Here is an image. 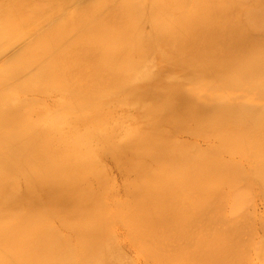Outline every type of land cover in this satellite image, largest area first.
Segmentation results:
<instances>
[{
    "label": "bare ground",
    "instance_id": "6f19581e",
    "mask_svg": "<svg viewBox=\"0 0 264 264\" xmlns=\"http://www.w3.org/2000/svg\"><path fill=\"white\" fill-rule=\"evenodd\" d=\"M66 3L69 4L67 5ZM24 5L27 6L24 7ZM119 104L120 107L110 109L112 106ZM120 110H124L126 113L132 112V114H122V120H120L118 118ZM105 113L107 115H103ZM190 120H194L195 126L198 123V127L196 126L198 129L191 126L197 129L193 130L195 134H199L200 130L205 131L203 134L207 136L206 143L209 145L208 148L210 147L211 151H213V154L208 153V150H206V153L215 158L212 160L213 162L208 161L210 157H207L206 155L208 154L206 153L205 156L207 158L204 160V153H202L201 149L199 150L201 153L198 152L200 155L203 154L201 160L199 155H197L198 157H192V153L196 155L198 151L195 152L194 149L191 155H189L188 151L186 160L184 158L185 153H187L184 152L185 149L180 151L179 142L173 141V144L176 142L175 146L179 147L177 154H179V151L184 152L178 155L182 156L183 159L178 158L177 154L175 156L174 153L176 151L174 152L173 147L175 149L176 147L170 144L172 141L170 143L168 141L176 133L179 134L180 131H183V134L187 133L183 129L189 128L190 124L188 122ZM128 121L133 126L135 125V128H133L135 132L131 130L127 135L122 136L119 134V130L122 124ZM124 130L126 129L124 128ZM189 133L192 135V131ZM205 135L202 136L204 137ZM185 140L188 141L187 138ZM111 141L117 144L112 145ZM180 142L183 143V141ZM94 143L101 144L103 147L97 152L98 157L102 158V160L115 159V162L120 164L122 162L130 163L133 160L141 163L143 161L140 160L143 159L142 157H148V160H151V164L154 161L161 162V160L171 165L173 164L168 169L173 174V171H176L177 168L175 166L177 164L176 161L180 159L177 162H180L181 166L177 168V171L178 169H184L190 176L187 175L188 177L186 176V178L184 177L185 179H182L183 173L180 171V175L182 176L177 173L181 177L180 179H177L175 173V176H173L174 174L170 176L176 179H168L167 177L164 179L162 177L165 181H156L157 179L153 181V179H149V183H139L137 179L141 180L144 178L148 169L146 168V173L139 171L142 178L139 177V179L137 177L136 179V175H140L138 173L134 174V178L137 181L135 182L139 183L137 185L144 188L148 183L150 186L147 185L144 188L146 190L142 189L143 193L141 191H138V193L134 191L135 189L138 190L136 188L137 185L133 190L135 193L129 190V186L125 187V190L129 195L128 199H132V196H135V199H139L135 200L134 204L130 202L133 205L136 203L139 206L137 209L132 208L136 210L134 212L135 216L141 215L142 212L143 215L138 216V218L134 217V220L131 217L126 218L120 215L122 212L118 210V206L120 205L118 202L119 205H114L117 209H113V211L116 210L115 212L119 214V217L115 216L117 218L112 220L111 212V215H105V211H108L106 209L110 207L108 204L111 203L106 200H108L107 198H113V195H116L117 198L120 197L119 194L121 195V192L119 193V188L125 184L118 188L114 186L119 190L118 195L116 194L117 190L114 191L115 189L113 191H104L109 196L111 195L109 192L116 193L111 195L113 197L106 196L103 209V202H100L103 200H98L102 198L97 197L98 194L94 188V181L92 182L94 185L90 183L92 176L100 175L99 178L103 177L101 172L96 175L95 171L98 168L91 166L96 163L91 158L93 154L91 145ZM163 144H166V147L170 144L169 148L174 153H170V150L167 148L165 150ZM191 144L194 145V143ZM155 146H158L160 149H156L157 147L155 148ZM153 147L156 149H154V152L152 151ZM204 147L207 148V146ZM204 147L200 146L199 148L203 149ZM226 147L230 148V150L226 149ZM141 148H151V155L145 149L138 153L137 150ZM217 149L221 151L225 150L224 153L226 152V155L228 153L236 155V157H234V160H231L233 162L226 158L228 164H225L223 156H221L222 159L217 158L219 152L222 153L221 151H217ZM244 149L246 151L250 150V157L254 155L248 160H250V169H253L257 177L256 175L254 177L253 171H250L248 166L249 173H242L246 167L245 157V163L240 158L244 156L241 155V153H244ZM158 150L161 151H159L161 155H159ZM162 150L165 151L162 153ZM226 150L231 152L229 153ZM96 151L98 150L96 149ZM167 152L171 155L174 154L172 156L173 159L171 156L169 157V153ZM214 152H216L215 155H218L215 156ZM94 154L97 155L95 151ZM163 154H166L165 157L170 159L165 160ZM156 156L160 157L161 160L159 161ZM187 157L191 158V160L194 158L193 161H196L195 165L198 163L197 165L201 168L197 165L193 167L194 162H188L189 158ZM196 159L200 160L201 164L205 161L215 164L216 168L222 170L223 173H221L222 171H218L214 166L215 171H217L215 172L213 169L212 172L214 171L218 175V179L221 176L223 179L216 180L217 178H214L215 174H211L212 172L204 168L208 163L205 162L204 166H202L203 164L200 166V163ZM183 160H186L187 163L186 161L184 163ZM144 162H147V159H144ZM190 162L193 163L192 165L190 164L191 166H189ZM231 163L233 164L231 165ZM225 165L227 168L230 166L229 168L232 169H226V167H223ZM232 166H235V169ZM209 167L208 170L211 171ZM192 168L194 169L191 172ZM118 169L120 174L125 176L127 171L119 166ZM198 169L203 173L198 171ZM205 169L206 174L209 172L207 175L205 174ZM234 170H236L237 174L234 173ZM125 171L126 173H124ZM169 171L167 172L168 174H170ZM195 171L199 174L201 173L202 176L200 175L199 177L197 175L196 177L197 173ZM232 171L233 174H230ZM244 171L246 172V170ZM224 172L227 173L224 174ZM191 173H193L192 180L194 176L196 177L194 182L196 180L199 181V179L202 181V177H205L203 178L204 180L208 179L206 180V184L210 180L207 184V187L210 189H212L215 183L213 191H215V187L225 186L231 180L233 182L231 181L229 187L232 186L233 188V184H235L234 189L239 186L241 190V185L236 184H240L241 182L239 181L242 180L250 188L249 182L243 180L249 174L252 176L248 175L251 179H246L252 181L254 178L255 180L258 179L259 181L257 180L256 182L260 183L261 186L257 183L260 187L257 188L262 189V197L264 196V0H0V264H103V261L105 263V259H107L105 258V254H108L110 258L114 255L112 258L115 257L116 261L119 259L118 262L121 260L120 258H126V260L122 259L124 263L120 261V263L126 264L129 261L127 259L129 258L128 255L122 254V257L119 256L117 258L115 255L121 252L119 249H116L117 252L114 251L117 248L115 246L119 247L122 245V240L132 241L131 243L135 244L133 245L134 248L135 246L138 247V249L136 247L137 250L141 247L140 243H142V247L145 246V249H147V246H154L152 243L155 238V241L158 240V234H153V231L157 233L155 232V228L162 229V225L163 227H167L165 225H168L170 228L174 225L173 222L176 224V221L182 222V224L177 223V226L181 225L180 227H182L184 221L185 223L187 222L188 217L197 222L199 215L207 221L206 218L208 217H204L205 213H202L203 216L200 213L207 211V207L209 208L212 203H215L217 199H221L222 196L215 199L214 192L208 188L206 191L209 190L208 194L211 193L209 196L203 190L205 188L200 187V184L199 190H195L194 187L198 188V183L200 182H196L197 184L194 186V182L192 183L189 178L191 177ZM241 173L242 178L239 177ZM103 174L105 175V173ZM106 174L108 175V173ZM148 174H151L150 171H148ZM155 174L158 173L155 172ZM208 176L212 177V179L214 178V180ZM235 176L241 179H230ZM106 177V180L107 178L108 180L111 179L109 175ZM188 178L190 182L186 183ZM183 180L186 181L184 182ZM112 181L111 179L110 182ZM126 181H128L127 178ZM203 181L201 184L204 185L205 181ZM107 182L110 184L109 181ZM150 182H152V186ZM174 182L176 186L180 185L181 190L182 188L186 192H190L191 190L192 193L190 194H192V197H196V199L194 197L191 198L193 200L191 205H194L193 208L196 210L190 211V214L183 212L186 211L183 209L188 206L190 196L185 197L181 192H177L178 194L176 195L174 192L176 190ZM101 184L103 183L98 184L97 182L96 186L99 187ZM246 184L244 185V190L247 189L245 187ZM190 185L191 189H189ZM140 186L139 188H141ZM251 187L253 188V186ZM108 188L112 189L110 185L106 189ZM218 190L225 193V189L222 190L220 188L216 189V194H218ZM244 190L242 188L243 192ZM195 191L202 192L203 195L201 196H204L206 193L204 198L206 197L207 200ZM246 191L249 192L251 190L248 189ZM258 191L256 190L257 194ZM231 193L233 194L234 192ZM251 193H243V197L245 198V196H249ZM227 194L230 195L228 191L226 192ZM188 195L186 194V196ZM219 195L221 193L217 196ZM231 195L230 198H232ZM238 195L237 197L240 196ZM176 196H178V199ZM227 196L224 195L223 199L229 198ZM200 197L201 201L205 200L204 203L206 205H203V202L200 204L198 200ZM243 197L241 196V199ZM254 197H257V195ZM210 198L211 201L208 203ZM247 198L240 200V202H244H242V205L246 204L245 202L249 198L252 199L253 195L252 198L251 196ZM115 199V202L119 200ZM213 199L216 201L212 202ZM231 200L233 199H227L229 205L232 203L229 202ZM110 201L113 203V200ZM194 201H197V203ZM227 201H223L222 204L220 203L221 208L222 205H225L224 203L228 204ZM235 201L233 202L235 203ZM123 202L128 204L125 198L121 199V203ZM237 202L236 204H238ZM217 203L215 204L218 205ZM252 204H254L253 201ZM252 204H249L250 208H252ZM216 205L211 207L217 208ZM232 206H234L232 207L233 209L231 208L234 212L236 210L235 205ZM199 207L201 209H198ZM243 207H246V205ZM203 208L204 211H201ZM221 208L220 210L217 209L216 215L212 214L213 219L215 216H219V219H222V215H224L223 219L229 216L227 214L225 217L224 208L222 211L224 213L221 215L219 212L222 210ZM240 208L238 207V210ZM247 208H244V210ZM254 210L252 211L255 212ZM195 211L198 212V216ZM242 211L239 213L241 214ZM115 212H113L114 215ZM193 212L197 217L194 214L191 215ZM244 212L247 214L249 210ZM253 212H249V215L251 213L254 217ZM95 213L101 214L96 218ZM209 215L212 216L211 212ZM121 216L126 219L125 221H123L124 219L122 220L124 223H132L129 226L130 228H126L127 230L137 225H133V223L144 220L146 223L142 221L141 226L142 223L144 227L145 225L147 226V229L145 228V231H147L145 233L147 234L145 235L146 237H140L144 235V231H141L139 222V225L135 228L136 231L140 230L138 233L141 240L137 241V239L133 241L134 238L138 237V233L136 235L133 232L135 228L131 229L134 234L129 230V234L127 235L125 231L127 238L135 235L134 238L128 240L124 237V239L123 233L120 231L124 228L123 222L120 220ZM194 216L195 218H192ZM230 217H228V220L226 218V223H228ZM233 217L237 218L234 219ZM129 219H132L133 222L129 221ZM190 219H188L190 221L188 224L191 223ZM230 219H233V221H229V224L232 225L231 223L238 221L239 218L238 215L233 216L232 213ZM117 221L122 223V228L120 227L121 225H117L119 224ZM201 221L207 223L203 219L198 221V229H201L200 224L204 228L206 227L205 223L202 224ZM215 221L210 222L212 227L210 224H206L207 227L210 226L209 228L206 227L207 230L213 228V232H211L212 229L208 231L211 232V236L215 229V233L213 234L215 236L213 238L210 237L213 240H215L214 238L217 234L219 236L221 228L222 233L224 232V226L225 228L230 226H226L227 224L225 225L224 223L221 227V224L225 220L223 222L218 221L219 223L216 222L218 224ZM251 222L249 221V223ZM213 223L217 227L220 225V229L218 230L216 227V231ZM236 224L238 223L236 222ZM236 224H233L235 225L233 226L234 229L237 226ZM251 224L254 226L256 223L253 224L252 222ZM193 225L197 228L196 224ZM242 226L240 227L243 228ZM168 227L167 229H169ZM172 227L176 228L175 226ZM180 227L178 231H181ZM187 227L186 230H183L186 234L190 231L193 235L198 231H187ZM230 227L228 229L229 235H231ZM192 228L190 226V229ZM232 228L231 232L232 230H237ZM241 228L242 234V230L245 228ZM206 229L204 233H206ZM165 230L164 228L162 229V231ZM240 230L238 229V233H240ZM162 231H159L162 235L158 232L159 238L165 234ZM203 231H198V235H193L194 238L188 234L189 238L195 242H191L194 247L196 246L195 248H198L197 246L202 244L201 242L206 238L207 242L204 241L206 243H204V249L212 241L208 242L209 237L205 236L203 239ZM199 232H202L203 235ZM169 233H172V231ZM169 233L166 232V237H163L167 239L168 236L171 240V236L167 235ZM175 233H177V230L172 237L175 236L177 239L178 236L182 235V232L178 236ZM236 236L238 237V235ZM111 237L115 245H113L112 241H106L111 239ZM184 237L182 236L181 238L184 239ZM247 237H250V235ZM225 238L223 240H228ZM246 238L245 240H247ZM165 239L161 238L159 241H165ZM245 240L243 239V241ZM167 241L169 242V240ZM185 241L187 242L188 240L184 239L183 242L180 240V245L185 244ZM135 242H139V245ZM212 242L214 243H212V249L209 247L211 251H205L215 253L213 250L215 242ZM111 243L112 248L107 250L106 247H109ZM256 243L249 244V246H253V249H257V247H260V250L263 249L259 243L260 246L258 245L254 248V244L256 245ZM190 244L188 246H191ZM224 245L223 248H226ZM228 245L231 244L228 242ZM159 246L157 249L160 250ZM193 246L189 251L187 248L186 250L188 252L192 251ZM104 247L106 251L103 250ZM154 247V251H152L153 247L150 248L153 254L152 252L150 254L146 252L148 258H145L146 261L144 258L142 259L145 264L158 262L161 255L157 258L155 257L159 253L156 254L157 252L155 251L157 249L156 246ZM164 247L162 248L163 250ZM177 248L179 247L177 246ZM185 248L183 249L184 251H186ZM143 249L141 248L140 250ZM150 249L148 248L147 251ZM204 249L202 247L201 249H196L197 252L198 250L200 251V257L204 254ZM216 249V252L219 254V247ZM111 250L114 252L110 253L112 252ZM163 250L157 251L163 253ZM180 250L182 249L180 248ZM107 251H110L111 256H109V253H106ZM220 251L222 253V250ZM197 252L196 254L199 256V252ZM146 253L142 254L143 257L147 255ZM169 253L163 254L161 257H167V255H170ZM178 253L180 256H177L180 259L177 256L174 257V254L173 256L171 255L174 261L170 256L172 259H170V262H176V264L186 263L189 258L187 257L185 261L184 252L183 259L182 253ZM263 253L261 252L260 254L264 255ZM189 254L187 253L188 256L191 255ZM216 254L215 256L217 257L218 255ZM221 255L218 256L219 259H222L220 258L222 257ZM218 257L215 258L213 256V259L215 258L214 260L218 261ZM247 257L250 256L247 255ZM112 258L108 260H112ZM115 258H113V261ZM192 258L195 257L191 256L190 259ZM202 258H207V256ZM202 258L201 260L204 261L205 259ZM236 258L238 261V257ZM239 258H241L240 255ZM257 258H259V255ZM181 259L183 260L182 262L180 261ZM213 259L211 258L210 264H214ZM194 260L197 259L195 258ZM167 261H169V258ZM209 261L210 258L206 262L209 263ZM131 262L128 263L132 264ZM160 262L158 263L160 264ZM222 262H225V260L223 261L222 259ZM107 263L110 264V261ZM258 263L261 264V262ZM133 264H135V261ZM195 264L199 263L196 262ZM220 264L222 263L220 262Z\"/></svg>",
    "mask_w": 264,
    "mask_h": 264
},
{
    "label": "rangeland",
    "instance_id": "374dc122",
    "mask_svg": "<svg viewBox=\"0 0 264 264\" xmlns=\"http://www.w3.org/2000/svg\"><path fill=\"white\" fill-rule=\"evenodd\" d=\"M66 4L68 5L69 3H66ZM26 6H27V5H24V7H26ZM74 9H75V7H74ZM118 107H120V104H119V105H114V106H112L110 109L118 108ZM125 113H126V112H124V110H120V111L118 112V114H119L118 118H119L120 120H122V114H125ZM128 113H130V115L132 114V112H128ZM128 113H126V114H128ZM103 115H107V113H105V114H103ZM195 118H196V117H195ZM193 121H194V120H190V121L188 122V124H190V126H188L189 128H187L188 130H187V129L185 130V128L183 129L184 132L187 131L188 134L185 132V134H186V135H185V134H183V131H182V132L180 131L179 134H180L181 136H180L179 134L176 133L175 136L172 137L168 142L170 143V142L172 141V143H170L171 145L173 144V141H176L177 143L179 142V143H178V144H180V146L178 145V146L180 147L179 150L182 151V149H185L184 152H187V153H185V155H184V156H185V157H184L185 159H186V154H188V151H189V155H191V152H192V151L195 150V152H196V151L198 150V151L196 152V153H197L196 155H195L194 153H192V157H196L197 155H199V156H200V160H201V159L203 158V157H201V156H203V154H202V155L198 154L199 150L201 149L202 153H204V160H206L207 157H210V158H208V161H212V160H214L215 158H212L213 156H209V154H208V153H210V154L212 153V154H213V151H211V148H210V147L208 148L209 145L206 143V142H207V141H206V140H207V136H206L205 134H203L205 131H202V130L199 129L200 132H201V131H202V132H201V133L199 132V134H195V133L193 132V130L195 131V130L198 129V128H197V127H198V126H197L198 123H197V125H196L197 127H196V126H195L196 123H195V122L193 123ZM191 123H193L194 125H193V124L191 125ZM122 126H123V127H122ZM122 126H121V128H120V130H119V134L122 135V136L127 135L131 130L134 131L133 128H135V125L133 126V124H131L130 121H128V122L122 124ZM191 126H193L194 128L196 127L197 129H194V128H192ZM124 128H125L126 130H124ZM199 128H201V127H199ZM189 129H190V130H189ZM83 130H84V129H83ZM181 130H182V129H181ZM199 130H198V131H199ZM190 131H192V135H190V134H191V133H189ZM134 132H135V131H134ZM125 133H126V134H125ZM193 134H195L194 136H196V135H197V136L194 137ZM200 134L205 135L206 138H205V136L203 137V136L200 135ZM192 136H193V137H192ZM182 138H185V139L187 138L188 141H186L185 139H182ZM201 138H202V139H201ZM203 138H204V139H203ZM184 140H185V141H184ZM190 140H193V141L190 142ZM180 141H183V143L180 142ZM111 142H112V145H116V144H117V143H114L113 141H111ZM176 142H174L173 146H175V144H177ZM201 142H202V143H201ZM203 142H204V143H203ZM191 143H194V145H195V144H197V145L194 146V145H192ZM166 144H167V143H166ZM166 144H165V145L163 144V145L165 146V150H167V149L170 150V148H169V147H170V144H168L167 147H166ZM184 144H185V145H184ZM200 144H201V145H200ZM190 145H191V147H190ZM199 145H200L201 147L207 146L208 149H207L206 147H204V148H206V149H204V148H203V149H202V148H199V147H200ZM161 146H162V144H161ZM198 146H199V147H198ZM91 147H92V153H93V154L91 155V158H93V159H92V160H94L93 162H96L95 164H93V165H91V166H92V167L94 166V167L98 168V169H97L98 172L95 171V174L98 175L97 173L101 172V174L103 175V177L99 178L100 175H98V176H94V177L92 176V178H90V183H92V182L94 181L93 183L95 184V186L97 185V182H98V184L101 183V182L103 183V184H101L102 187H101V185H100L99 187H98V186H96V187L94 186L96 193L99 195V196L97 195V197H101V198H102V199H98V200H99V201H100V200H103V201H100V202H103V209H104V200H106V196L108 195V193H105L104 191H106V192H107V190H109V191L112 190V191H113L114 189H115L114 191H116L117 189H116L115 187L118 188V187H120V186H122V185L125 184L124 186H122V187L119 188L120 191L117 190V193H116V192H109V191H108L111 195H112V194H115V193L118 195V191H119V193L121 192V195L119 194V196H120L121 198H120V197L117 198L116 195H113L114 197L110 195V196L113 197V198H107L108 200H106V201L112 203V201H110V200H113V203H112V204H111V203H110V204L105 203V204H108V206L110 205V207H111V208H110V207L107 206L109 209L106 207V208H107L106 210H108L109 212H108V211H105V212H106L105 215H106V216H107V214L111 215V213H112V216H111V217L113 218L112 220H115V219L117 218V217L115 218V216H118V217H119V214H117V213L115 212L116 210L113 211V209H117V207H114V205H115V206H116L117 204L119 205V203H120V205H119L120 208H119V206H118V210H121L122 213H121L120 211H117V212L121 213L120 215H123V216L126 217V218H128V217L130 218V217H131L133 220H134V217H135V218H138V216L143 215V212H142L141 215L138 214V216L136 215L137 217L135 216V213H134V212H135L136 210H135V209H132V208H136V209H137V207L139 208V206L136 205V203H135V205H133V204H134V201L137 200L138 198L135 199V196H132V199H128V198H129V195L127 194V191L125 190V187L129 186V190L132 191V193H135L134 191H136V192L138 193V191H141L142 189H143V190H146V189H144V188H146L147 185L150 186V185L148 184V183H149L148 181H150L149 179H153V181H155L156 179H157L156 181H158V180H159V181H161V180H162V181H165L164 179H165L166 177H167L168 179H171V178H172V179H173V178L176 179L175 177H173V176H175V173H176L177 179H180L181 177L178 176V174L180 175V171H182L181 173H183V177H182V179H185L186 176L189 175L187 172H185L186 170L184 171V169H183V170H182V169H180V170L178 169V171H177V168H180V166H181L180 162H177V161H180V159H183L182 156H178V155H179V154L181 155V153H184V152H180V151H179V154H177V153H178L177 151H178V148H179V147L177 148L176 146H175L176 149L173 147L174 152L176 151V153H174V152L172 151V149L169 151L170 153H174L175 156H176V154H177V157H178V158L180 157V159H179V160L177 159V161H176L177 164L174 163L175 166H177L176 171H175V170L173 171V172H174V173H173L174 175L168 170V169L171 168V166H172L173 164L171 165V164L168 163V162H164V161H162L160 157L158 158V157L156 156V157L159 159V161L161 160V162H158V161L156 162V161H154V163H152V164H151V160H150V161L148 160V157H147V158H146V157H145V158L142 157L143 159H140L141 161L143 160L142 162H144V159H147V162H144V163H142V162H141V163L138 162V163H140V164H138L137 162H135V161L133 160V161L130 162V163H126V162L123 163V162H122V164H120V163H116V162H115V161H116L115 159H104V160H102V158L98 157L99 155H98L97 152L100 151V149H101V147H102L101 144L99 145L98 143H94V144L91 145ZM156 147H157V148H156ZM184 147H186V148H184ZM189 147H190V148H189ZM195 147H196V148H195ZM102 148H103V147H102ZM155 148H156V149H160V148H158V146H155ZM155 148L153 147V150H152L153 152H154V149H155ZM161 148H162V147H161ZM166 148H167V149H166ZM197 148H198V149H197ZM244 148H246V147H244ZM96 149H97L98 151H96ZM143 149H145L146 152H147V153L149 152L150 155H151V151H150L151 148H149V149H147V148H141V149L137 150L138 153H139V151H143ZM156 149H155V150H156ZM163 149H164V148H163ZM189 149H190V150H189ZM191 149H192V150H191ZM193 149H194V150H193ZM226 149H228V148L226 147ZM145 150H144V151H145ZM147 150H148V151H147ZM165 150H162V153H163ZM206 150H208L209 152L206 153ZM223 150H224V149H223ZM228 150H230V148H229ZM231 150H232V149H231ZM94 151L96 152L97 155L94 154ZM159 151H160V150H158V153H159V155H161V154H160L161 151H160V152H159ZM204 151H205V152H204ZM215 151H216V149H215ZM217 151H221V150L217 149ZM224 151H225V150H224ZM224 151H221L222 153L219 152V155H220V156H219L218 154H216V155H218L217 158H220V159L225 158V161H224V162H225V164H228V162L226 161V158H227V160H230V161H231V160H234V159H235L234 157H236V155H233V154L231 155V154H228V153H227V155H226V152L224 153ZM226 151H227V150H226ZM249 151H250L249 149H248L247 151L244 149V153H243V154L241 153V155H244V156H241V157H240L241 160L244 161V163H245V160H246V163H245L246 167H245V169H244V170H246V172L243 170L242 173H249V169H250V167H249V166H250V160H248V159H250L252 156H254V155L251 154L252 156L250 157V155H249L250 152H249ZM155 152L157 153V151H155ZM169 152H167V153H169ZM227 152H229V151H227ZM230 152H231V151H230ZM230 152H229V153H230ZM242 152H243V151H242ZM245 152H247V153H245ZM140 153H141V152H140ZM149 153H148V154H149ZM170 153H169L168 155H169V157L171 156V158H172V156H174V154L171 155ZM199 153H201V152H199ZM205 153L208 154V155H206L207 157L205 156ZM215 153H216V152H214V155H215ZM251 153H254V152H251ZM152 154H154V153H152ZM193 154H194V155H193ZM254 154H255V153H254ZM157 155H158V154H157ZM165 155H166V154H165ZM165 155L163 154V158H165V160H169L170 158L165 157ZM189 155H187V156H189ZM216 155H215V156H216ZM229 155H230V156H229ZM153 156H155V154H154ZM221 156H223V157L221 158ZM248 156H249V158H248ZM161 157H162V156H161ZM177 157H176V158H177ZM181 157H182V158H181ZM197 157H198V156H197ZM230 157H231V158H230ZM244 157H245V160H244ZM187 158H189V157H187ZM228 158H229V159H228ZM240 158H237V159H240ZM246 158H247V159H246ZM149 159H151V158H149ZM153 159H154V158H153ZM172 159H173V158H172ZM193 159H194V158H192V160H191V158H189L188 162H189V161H193ZM198 159H199V158H198ZM154 160H155V159H154ZM186 160H187V159H186ZM186 160H183L184 163H185ZM196 160H197V159H196ZM200 160H197V162L200 163V164H199L200 166H201L202 164H203L202 166H204V165H205V162H207V161H205L204 163L202 162V164H201ZM223 160H224V159H223ZM113 161H114V162H113ZM148 161H149V162H148ZM155 162H156V163H155ZM181 162H182V161H181ZM193 162H194V161H193ZM195 162H196V161H195ZM195 162H194L193 167L196 166V165L198 164V163H197V164L195 165ZM212 162H213V161H212ZM226 162H227V163H226ZM231 162H233V161H231ZM136 163H137V164H136ZM147 163H148V164H147ZM158 163H159V164H158ZM186 163H187V161H186ZM207 163H208V164L205 165L204 168H206L207 171H209V172H212V170L214 169V167H215V168L217 167V166H215V164H213V163H211V162H207ZM209 163H210V165L213 164V165H211L212 168H210L211 166L209 165ZM247 163H248V164H247ZM115 164H116V165H115ZM132 164H133V165H132ZM190 164L192 165L193 163L190 162V163H189V166H191ZM232 164H233V163H231V165H232ZM182 165H183V163H182ZM208 165H209L210 167H209ZM229 165H230V164H229ZM114 166H115V167H114ZM118 166L121 167V168H123V169H125V170L127 171V173H126V171L124 172V173H126L125 176H124L123 174H120L119 169L117 170ZM184 166H186V165H184ZM197 166H198V165H197ZM213 166H214V167H213ZM247 166H248L249 169L247 168ZM141 167H142V169H140ZM143 167H144L145 169H144ZM159 167H161V168H159ZM182 167H183V166H182ZM186 167H187V166H186ZM198 167H199V166H198ZM198 167H197V168H198ZM208 167H209V169H211V171L208 170ZM223 167H226V165L223 166ZM229 167H230V166H229ZM229 167H228V168H229ZM232 167H233V166H232ZM234 167H235V166H234ZM234 167H233V168H234ZM135 168H137V169H135ZM146 168H147L148 170H146ZM165 168H166V169H165ZM172 168H173V167H172ZM184 168H185V167H184ZM195 168H196V167H195ZM199 168H201V167H199ZM228 168L226 167V169H228ZM173 169H175V168H173ZM186 169H187V168H186ZM193 169H194V168H192L191 172L193 171ZM202 169H203V167H202ZM206 169H205V174H206ZM216 169H217L218 171H222V170H219L218 168H216ZM221 169H222V168H221ZM229 169H232V168H229ZM234 169H235V168H234ZM145 170L147 171V174L144 176V178H142V177H141V174H139V171H141V173H143V172L146 173ZM153 170H154V172H153ZM167 170L170 172V174L167 173V172H168ZM196 170H197V169H196ZM217 170H216V171H217ZM224 170H225V169H224ZM236 170H237V169H236ZM236 170H234V173H236V172H235ZM251 170L253 171V169H250V171H251ZM135 171H136V173H135ZM142 171H143V172H142ZM148 171H150L151 174H148ZM166 171H167V172H166ZM171 171H172V169H171ZM198 171H200V170L198 169ZM214 171H215V169H214ZM214 171H213L211 174H215V177H214L213 175H211V174H210V175H211L212 177H214V178H217L216 180H220V179L222 178V176L219 177L220 179H218V175H217L216 173H214ZM216 171H215V172H216ZM226 171H227V170H226ZM228 171H230V170H228ZM133 172H134V173H133ZM155 172L158 173L159 175H162V176H159L158 174H155ZM165 172H166L167 174H166ZM188 172H190V171H188ZM195 172H196V171H195ZM195 172H193V173H195ZM200 172L203 173L202 171H200ZM209 172H208V173H209ZM103 173H105V175H104ZM106 173H108L109 177L113 180L112 182H110L111 179L108 180V178H107L108 175H107ZM132 173H133V174H132ZM137 173H138L140 176L136 175ZM177 173H178V174H177ZM193 173H191V177H189L190 179L192 178V176H193L192 174H193ZM196 173H197V172H196ZM196 173H195V174H196ZM201 173H200V174L197 173L195 176L197 177V175H199V177H200ZM208 173H207V174H208ZM221 173H223V171H222ZM225 173H227V172H224V174H225ZM228 173H229V172H228ZM242 173H241L240 176H239V177H241V178L243 177V176H241ZM252 173H254V177H255V175H256L255 172L253 171ZM119 174H120V175H119ZM134 174L136 175V177H135L136 179H137V177H138V178H139V177L142 178L141 180H138V179H137V181H139V183H146V182H148L147 185L144 186V188H142L143 186L141 187L140 185H139V186H140L141 188H139V186L137 185V184H139V183H136L137 181H136L135 178H134ZM207 174H206V175H207ZM219 174H220V173H219ZM230 174H233V171H232V173H230ZM230 174H229V176H230ZM236 174H237V173H236ZM236 174H235V175H236ZM238 174H239V172H238ZM250 174H251V173H250ZM118 175H119V176H118ZM164 175H165V177H164ZM170 175H173V176H170ZM206 175H205V176H206ZM226 175H227V174H226ZM248 175H249V174H247V176H248ZM259 175H260V174H259ZM259 175H258V176H259ZM106 176H107V177H106ZM130 176H131L132 178H131ZM142 176H143V175H142ZM180 176H182V175H180ZM189 176H190V175H189ZM195 176H194V177H195ZM201 176H202V175H201ZM216 176H217V177H216ZM229 176H228V177H229ZM231 176H232V175H231ZM236 176H238V175H236ZM236 176H235L234 178L231 177L230 179H236V180L241 179V178L236 177ZM244 176H245V174H244ZM247 176H245V177L243 178V180H244V181L247 180V182H249V184H250V188H249V185L247 186L246 182H243L242 180L239 181V182H241L240 184H236V185H241V187H242L243 190H244V185L246 184V186H245V187L247 188L246 190H248V189L251 190V191H249V192L246 191V190H244V192H243L241 187H240L241 190L239 189V186H238V187H235L236 189H234V185H235V184H233V188H232V186L229 187L231 181L233 182V180H231L229 183L227 182L228 184H225V186L223 185V186H221V187H219V188H216V187H215V191L212 190L213 187L215 186V185H214L215 183L213 184L212 189H210L209 187H207V184L210 182V180H209V182H207V184H206V180H208V179L204 180L203 178H205V177H202V178H201L202 181H203V180L205 181V184H204V185L201 184L202 181H200V179H199V181L196 180L197 183H198V182H200V183H198V188H197V187H196V188L194 187L195 190H197V189L199 190L200 187H201V188L204 187L205 189H203V190L206 191V189L209 188L210 190H212V191L214 192L215 197H216L215 199H217V197L219 198L220 196H222L221 199H217V201L213 199V201H212V202H214V201L218 202L217 204H218L219 206L215 204L216 202H215V203H212V202H211L214 206H215V205L217 206V208L215 207L216 210H215L214 207H211V206H213L212 204H211V206H209V208L207 207V211H208V212H207V211H204V208L206 209V207L203 206L204 208H203L201 211H204V212H201V213H200L201 215H202V213H205V214H207V215L204 214V217L207 216L208 218H209V216H210V215H209L210 212H211V215H212V214H213V215H216V213H217V209L220 210V208H221L220 203L222 204L223 201L226 202L227 199H229V200H230V199H233V200L229 201V202H232V203H230V205H229L228 201H227V203H228L227 205H226V203H224L225 205H222V208H221L222 210L219 211V212H220L221 215L225 212V213H224V214H226L225 217H226L227 214H228L229 216L226 217L227 220H228V217H230V216L232 217V213H233V216H234V215H236V216L238 215V218H239V219H238V221H234L235 223L232 222V223H231L232 225H230V224H229V223H230L229 221H233V219H232V220L230 219L231 217L229 218L228 223H226V221H227L226 218L223 219V218H224V215H222V219H223V220H222V219H219V218H218L219 216H218V214H217L218 217L215 216L214 219H213V215H212V216H210V220H211V221H210L208 218H206V219H207V221H206L203 217H201V216L198 214V212L195 211V212H196V215H197V216L199 215V216H198V217H199V220H197V222L203 219V221H206V222H207V223L204 222L206 227H207L208 224H210V226H211V223H210V222H214L215 220H216L215 223L218 222V221H222V222H223V221L225 220V222H223V223L221 224V227L223 226L224 223H225V225L227 224L226 226H228V225L231 226V227L228 226V227H226V228H225V226H224V232L221 233L222 228L220 229V228H219L220 225H219L218 227H217V225H216V224H218L219 222L216 223V224L213 223V226H215L214 228L217 227L218 230L220 229V230H219V231H220V234H219V236H218V234L216 233L217 236L214 238L215 240L212 239L213 236H215V235H213V234L215 233V229H214V233H212V236H211L210 233L213 232V228H210V229H212V230H211V232H208L210 229L207 230L206 227L204 228V227L200 224V226H201L200 228H201V229H198L199 225H198V227H197V224H198L199 222H198V223L195 222L194 219L191 220L190 217H188V219L191 220V223H190V224H188V223L190 222V221H188V219H187V222H186L187 225H186L185 221H184V223H183V226L186 225L185 228H183V226L180 227L181 225H180V226H179V225L177 226V223L182 224V222H179V221H176V224L173 222L174 225H172V226H175L176 228H173L172 226L169 228L168 225H165V226H167L169 229H167V227H163V225H162V229H163V228H164V230L166 229L165 231H162L161 228H160V229L158 228L159 230L155 228V232H157V233H154V231H153V234H154V235H155V234H158L159 237H160V235H162L161 232H159L160 230L162 231V233H165V234H166V232L169 233V232L172 231V233L167 234V235L171 236V237H170L171 240L168 238V236H167V239H165L166 235L164 234L163 236H165V237L161 236V238H164L166 242H165L164 240L159 241V239H161V238H159V237L156 235V236L158 237V238H157L158 240L155 241V240H156V238H155V240H154L153 243H152V244H154V246H156V249L158 248V246H159L161 243H163V244H161V245L159 246V247H160V250L157 249L158 251H162V250H163L162 248L165 246V247H164V250H163V253H162V252L160 253V252H158V251L155 249V250H156L155 252H157L156 254L159 253L158 255L155 256L156 258L159 257V255L162 256V255L164 254V252H166L165 254H168V253L170 252V248H171V252L169 253L170 255H167V257L169 256V257H168V258H169V261H167V260H168L167 257H161V256H160L158 262L161 261V262H160V264H161V263L164 262V260L167 259V260L164 262L165 264H167L168 262H169L168 264H170V263H171V264H176V262H173V263H172V261L170 262L171 257H172L174 254H175L174 257H176V256L179 254L178 252H181L182 255H183V252H184V254H185V258H184V255H183V257L181 256L182 259L184 258V260H185L187 257H188L189 259H188L187 261L185 260L186 263L183 262V263H179V264H195L196 262L199 263V264H205V263L208 262V259H209V258H210V261H209V263H207V264H210V262H211V258L213 259V256H214L215 258H217V257L220 256L221 254H222V255H221L222 257H220V258H222L223 261L225 260V262H222V259H219V257H218V261H217V260H214L215 258L213 259V260H214V264H220V262H221L222 264H223V263H226V264H231V263H233V264H234V263H235V264H242V263H243V264H248V263H249V264H253V262H254V264H255V263H256V264H260V263H258V262H261V264H264V263H263V262H264V258H263L264 255H261V254H260L261 252H264V251H263V249H264V244H263V243H264V242H263V241H264V223H263V222H264V210H263V209H264V205H263V204H264V199H263V197H264V196L262 197V189H259L260 187L258 186V184H260V183L256 182L258 179L255 180V178H254L253 181H252V180H250L251 178L249 177V176H251V175H249L248 177H247ZM105 177L107 178V180L105 179ZM120 177H121V178H120ZM162 177H163L164 179H163ZM178 177H179V178H178ZM184 177H185V178H184ZM187 177H188V176H187ZM194 177H193V180L191 179V182H192V183H193L194 180L196 179V177H195V178H194ZM199 177H198V178H199ZM208 177H210V176H208ZM212 177H210V178L212 179ZM223 177H225V176L223 175ZM251 177H252V176H251ZM256 177H257V175H256ZM95 178H96V179H95ZM126 178L128 179V181H126ZM160 178H161V179H160ZM189 178L187 179V181L185 180L186 183L190 182V179H189ZM206 178H207V176H206ZM214 178H213L212 180H214ZM237 178H239V179H237ZM246 178H250V179H246ZM92 179H93V180H92ZM104 179L106 180V182L109 181L110 184H109L108 182H107V183H106V182L104 183V181H105ZM123 179H124V180H123ZM139 179H140V178H139ZM154 179H155V180H154ZM222 179H223V178H222ZM226 179H227V177H226ZM259 179H260V176H259ZM91 180H92V181H91ZM101 180H102V181H101ZM103 180H104V181H103ZM120 180H121V181H120ZM216 180H215V181H216ZM236 180H235V181H236ZM99 181H100V182H99ZM114 181L116 182V185H115V182H114ZM123 181H124V183H122ZM135 181H136V182H135ZM153 181H152V182H153ZM176 181H177V180H176ZM183 181H184V180H183ZM185 181H184V182H185ZM204 181H203V182H204ZM221 181H223V180H221ZM227 181H228V179H227ZM258 181H259V180H258ZM152 182H150V183H151V186H152ZM196 182H194V184H195V185L193 184L194 186H196V184H197ZM212 182H213V181H212ZM224 182H225V180H224ZM224 182H223V183H224ZM93 183H92V185H94ZM113 183H114V184H113ZM121 183H122V184H121ZM155 183H156V182H155ZM192 183H191V184H192ZM218 183H220V182H218ZM221 183H222V182H221ZM234 183H236V182H234ZM257 183H258V184H257ZM104 184H105V186H103ZM106 184H107V185H106ZM157 184H158V183H157ZM179 184H181V182H179ZM199 184H200L201 186H200ZM216 184H217V183H216ZM109 185H110V187H112V189H109V188L106 189ZM118 185H119V186H118ZM136 185H137V187H136ZM141 185H145V184H141ZM182 185H183V184H182ZM220 185H222V184H220ZM220 185H218V186H220ZM114 186H115V187H114ZM130 186H131V187H130ZM161 186H162V185H161ZM169 186H171V185H169ZM179 186H180V185H179ZM179 186H176V183L174 182V188H176V190H175L174 192L176 193V195L178 194L177 192H181V193H183V195H184L185 197H189V196H190V201L187 200V198H186V200L190 202V205H189V202H188V204H187L188 206L185 207V208L183 207V208H184L183 210H186V211H183V212H184V213H187V214H190V211L192 212L193 210H196V209L193 208L194 205H191V204L193 203V200H192L191 198H193L194 196L192 197V194H190V193H192L191 190H190V192H189V191L186 192L185 189L182 188V190H184V191H182L181 188H180ZM199 186H200V187H199ZM208 186H209V185H208ZM210 186H212V185L210 184ZM251 186H253V188H252ZM260 186H261V184H260ZM100 187H101V188H100ZM135 187L138 188V190H136ZM182 187H184V186H182ZM185 187H186V186H185ZM206 187H207V188H206ZM254 187H255V188H254ZM257 187H259V188H257ZM122 188H123V189H122ZM192 188H193V186H192ZM220 188H221L222 190L225 189V190H224L225 193H224V192L222 193L221 191L218 190L219 192H217V193H218V194L221 193V195L217 196L218 194H216V189H220ZM230 188H231V189H230ZM261 188H263V187H261ZM134 189H135V190H134ZM139 189H140V190H139ZM186 189H187V188H186ZM189 189H191V185H190V188H189ZM232 189H233V191H232ZM237 189H238V190H237ZM263 189H264V188H263ZM121 190H122L123 192H122ZM133 190H134V191H133ZM161 190H162V189H161ZM179 190H180V191H179ZM192 190H193V189H192ZM203 190H202V191H203ZM226 190L228 191V193H229L230 195L232 194L231 192H234V193L231 195L232 198H230V195L227 194V195L229 196V198H227V199L224 200V199H223V196H224V195L227 196V195H226V192H227ZM234 190L236 191L237 194L235 193ZM239 190H240V191H239ZM252 190H253L254 192H253ZM256 190H259V191H258V194H257ZM260 190H261V191H260ZM165 191H166V190H165ZM165 191H162V192H165ZM200 191H201V189H200ZM208 191H209V190L206 191L207 194H208ZM245 191L247 192V194H249V193H251V192H252V193H251L249 196H248V195L245 196V194H246ZM141 192L143 193L144 191H141ZM141 192H140V194H141ZM159 192H161V191H159ZM171 192H173V191H171ZM193 192H194V190H193ZM195 192H197V191H195ZM210 192H211V191H210ZM213 192H212V194H213ZM242 192L245 193V194H244L245 198H247V197L249 198L250 196H251V198H252V195H253V198H255L256 201L253 200V198H252V199H250V198L248 199V198H247L248 201H247V200H246V201H247L248 203L250 202L249 204H252V201H253L254 204H252V205H253V206L255 205L254 208H253V206H252V208H250L251 206H250L247 202H245L246 204H243V205H242V202H243V201L240 202V200L245 199V198L243 197V193H242ZM259 192H261V193H259ZM122 193H124V194H122ZM137 193H136V194H137ZM184 193L189 194V195L186 196V194H184ZM197 193H199L198 195H200V196L203 195L202 192H197ZM206 193H205V194H206ZM263 193H264V192H263ZM167 194H168V193H167ZM179 194H180V193H179ZM195 194H196V193H195ZM205 194H204V196H205ZM238 194H239L240 196H239ZM208 195L210 196L211 193H209ZM208 195H207V198H208ZM237 195H238L240 198L237 197ZM256 195H257V197H254V196H256ZM258 195H259V196H258ZM260 195H261V196H260ZM263 195H264V194H263ZM102 196H104V197H102ZM110 196L108 195V197H110ZM196 196H197V195H196ZM204 196H201V197L204 198ZM228 196H227V197H228ZM241 196L243 197L242 199H241ZM115 197H116V199H115ZM133 197H134V198H133ZM177 197H178V196H176V198H177ZM197 197H199V196H197ZM201 197L198 198V200L200 201V204H201V202H203V205H204V204H205V203H204L205 200H202V201H201ZM213 197H214V196H213ZM103 198H104V199H103ZM123 198L126 199V201H127L128 204H129L130 202H131V203L133 202V204L130 203L131 205L129 204V206H128V204H126V202L121 203V199H123ZM176 198H175V199H176ZM194 198L196 199V197H194ZM203 198H202V199H203ZM224 198H226V197H224ZM234 198H235V199H234ZM238 198H239V200H238ZM258 198H259V199H258ZM114 199H115V200L119 199V200H117V201H116L117 203H116V202L114 201ZM177 199H178V198H177ZM204 199H206V197H205ZM236 199H237V200H236ZM138 200H139V199H138ZM191 200H192V201H191ZM206 200H207V199H206ZM235 200H236V201H235ZM259 200H260V201H259ZM99 201H98V202H99ZM122 201H125V200H122ZM128 201H129V202H128ZM187 201H186V202H187ZM210 201H211V198H210V200H209L208 203H210ZM233 201H235V203H234ZM237 201H238V202H237ZM244 201H245V200H244ZM261 201H262V202H261ZM118 202H119V203H118ZM191 202H192V203H191ZM194 202L197 203V201H194ZM236 202H237L238 204H236ZM195 203H194V204H195ZM198 203H199V202H198ZM240 203H241V204H240ZM243 203H244V202H243ZM196 205H197V204H196ZM198 205H199V204H198ZM198 205H197V206H198ZM205 205H206V204H205ZM232 205H235V209H236L237 211L234 210V212H233V210H232L233 208H232V207H234V206H232ZM239 205H241L242 207L246 205V207H243V208H242V207L239 206ZM121 206H122V208H121ZM130 206H132V207H130ZM197 206H196V207H197ZM199 206H200V205H199ZM237 206H238L239 208L241 207L239 210H240V211L243 210L242 212H244V211L247 212V210H249V212H253L252 210L255 209L254 211H255L257 214H256L255 212H253V213H254V217H253V214L251 215V213H250V215H249V212H247V214H248L249 217H250V218L248 217L249 221H252L253 224L256 223L254 226H252V224H251L252 222L249 223V221H248V219H247V216H248V215H247L245 212H244V213L241 212V214L239 213L240 211L238 210V207H237ZM100 207H102V206H100ZM124 207H125V209H124ZM190 207H191V209H190ZM219 207H220V208H219ZM247 207H248L249 209H248ZM141 208H142V207H141ZM211 208H212V209H211ZM213 208H214V209H213ZM223 208H224V210H225L224 212H222V211H223ZM228 208H229V209L232 208V209L229 210ZM244 208H247V209L244 210ZM198 209H201V207H199ZM208 209H209V210H208ZM260 209H261V210H260ZM110 210H111V211H110ZM188 210H189V211H188ZM211 210H212V211L215 210V211H214L215 213L212 212ZM257 210H258V211H257ZM112 211L115 212V215L113 214ZM137 211H138V210H137ZM139 211H140V209H139ZM142 211H144V210L142 209ZM227 211H228V212H227ZM231 211H232V212H231ZM110 212H111V213H110ZM140 212H141V211H140ZM221 212H222V213H221ZM236 212H238L239 214L236 213ZM96 213H98V211H96ZM96 213H95V215H96V218H97V216H99V214H101V213H99V214H96ZM133 213H134V215H133ZM136 213H138V212H136ZM208 213H209V214H208ZM229 213H230L231 215H230ZM259 213H260V215H259ZM124 214H125V215H124ZM126 214H127V215H126ZM130 214H131V215H130ZM192 214L195 215L194 212L191 213V215H192ZM220 214H219V215H220ZM243 214H244V215H243ZM245 214H246V215H245ZM95 215H94V216H95ZM196 215H195V216H196ZM221 215H220V218H221ZM241 215H242V216H241ZM100 216H101V215H100ZM123 216H121L122 218H120L121 221H122L123 219H124L123 221L126 220ZM132 216H133V217H132ZM189 216H190V215H189ZM195 216L192 217V218H195ZM197 216H196V217H197ZM202 216H203V215H202ZM251 216H252V218H251ZM255 216H256V217H255ZM258 216H259V217L261 216L262 218H261V217L259 218ZM109 217H110V216H109ZM111 217H110V218H111ZM242 217H245V218H242ZM200 218H201V219H200ZM233 218H234V217H233ZM235 218H237V217H235ZM235 218H234V219H235ZM132 219H129V221L133 222ZM140 219H141V218H140ZM181 219H182V218H181ZM181 219H179V220L182 221ZM196 219H197V218H196ZM217 219H219V220H217ZM245 219H247L248 223H247V221H245ZM251 219H252V220H251ZM262 219H263V220H262ZM117 220H118V219H117ZM120 220H119V221H120ZM212 220H213V221H212ZM257 220H258V221H257ZM261 220H262V221H261ZM123 221H122V222H123ZM137 221H139V220H137ZM142 221L145 222L144 220H141V221H139V222H140V225L138 224L139 222H137V223H133V225H134V224H135V225L137 224V225H139V227H140ZM208 221H210V222L208 223ZM244 221H245V222H244ZM260 221H261L262 223H261ZM117 222H118V221H117ZM201 222H202V221H201ZM201 222H200V223H201ZM236 222H237L238 224H236ZM118 223H119V222H118ZM126 223H127V222H125V223L123 222V226H124V228L120 230V231L123 233V238H124V237L127 238L126 236L129 234V230H131V229L137 227V225H136V226H133V225H132L133 227L131 226L132 228L129 229V230H127L126 228H130L129 226H130V224H132V223H127V224H126ZM145 223H146V222H145ZM145 223H144V224H145ZM204 223L202 222V224H204ZM241 223H242V224H241ZM128 224H129V225H128ZM193 224H196V227H197V228H195ZM206 224H207V225H206ZM233 224H236V225H237V226L235 227V229H237V230L234 229L233 226H235V225H233ZM247 224H248V225H247ZM117 225H118V226L121 225V226H120L121 228L123 227L121 222H120L119 224H117ZM127 225H128V227H127ZM189 225H190L191 227H193V228L190 229V226H189ZM238 225H239V226H238ZM242 225H243V226H242ZM249 225H251V226H249ZM260 225H261L262 227H261ZM160 226H161V225H160ZM187 226H189V227H187ZM210 226H208L207 228H209ZM240 226H242V227L245 228L246 230L243 229V228H241ZM247 226H249V227H247ZM256 226H257V227H256ZM177 227H178V229H177ZM179 227L181 228V231H178V230H180ZM186 227L188 228L187 231H188V230H193V231H195V230H198V231L201 230V231H203V230H204L203 233L205 232V229H206L207 231H206V233H204V235H203V233L201 232L202 235H203L202 237H203V239H204L205 237H209V238H208V242H210L211 240L215 242V246L213 245V246H214V247H213V250L215 251V253H214V252H207V251H205V250H209V251H211V249H212L211 246H212V243H213V242L211 241V242H210L211 245L208 243V244L206 245V247H207V246H208V247L204 249L205 244H206L205 242H207V241H206L207 238L204 239L205 242H204V241L201 242L202 240L200 239V240H201L200 242H201L202 244L198 245V246H197L198 248H195L196 246L194 247L193 244H192V243H195V242H194L193 240H191L189 237H190V236L193 237V235L195 236V234L198 235V233H197L198 231H197V232L195 231L196 233H194L193 231H191V232L194 233L193 235H192V233H190V231H189V233L186 231L188 234H190V236H188V234H186V233L183 231V230H186ZM211 227H212V226H211ZM229 227H230V234H231V235L228 234V233H229V230H228ZM232 227H233V228H232ZM145 228L147 229V226L145 225V227H144V225H143V223H142V226L140 227V229H141V231H142V230L144 231V232H143L144 235L140 236L141 238L146 237L145 235H147V234H145V233H147V231H145ZM171 228H172V230H171ZM202 228H204V229H202ZM217 228H216V231H217ZM231 228L234 229L235 231L232 230V232H231ZM240 228L243 229V230H242V234H241V230H240ZM247 228H249V229H247ZM262 228H263V229H262ZM125 229H126V230H125ZM238 229L240 230V231H239L240 233H238ZM252 229H253V230H252ZM254 229H256V230H254ZM261 229H262V230H261ZM138 230H139V228H138ZM176 230H177V233H175V234H176L177 236L180 235L179 233L182 232V233H181L182 235L178 236V239H177V237H175V236L172 237L173 234H174V232H175ZM244 230H245V232H244ZM125 231L127 232V235H126V232H125ZM135 231H136V228H135ZM135 231H133V232H134L136 235H137L138 232H140V230H139V231H136V232H135ZM168 231H169V232H168ZM173 231H174V232H173ZM219 231H218V232H219ZM226 231H227V233H226ZM252 231H255V232H252ZM256 231H257V232H256ZM124 232H125V233H124ZM130 232H132V230H131ZM133 232H132V233H133ZM158 232L160 233V235H159ZM235 232L237 233L236 235H238V237L235 235ZM134 233H133V234H134ZM183 233H184V235H183ZM199 233H200V232H199ZM201 233H200V234H201ZM207 233H209L210 235L208 234V236H206ZM223 233H224V234H223ZM225 233H226V235H225ZM246 233H247V234H246ZM248 233H249V234H248ZM227 234H228V235H227ZM232 234H233V236H232ZM240 234H241V236H240ZM252 234L255 235L254 238H253V235H252ZM125 235H126V236H125ZM186 235H187V236H186ZM220 235H221V236H220ZM242 235H243V236H242ZM249 235H250V237H247V238H246V236H249ZM261 235H262V236H261ZM134 236H135V235H134ZM134 236L131 235L130 238H134ZM137 236H138V237L134 238L135 240L133 239V241H136L137 239H138L137 241H140V240H141V238L139 237V233H138ZM182 236H183V237L185 236L184 239H185V240H188L187 242L185 241L186 243L184 242L187 246H186L185 244H182V243H181L182 245H180V240H181V242L184 241V239L181 238ZM204 236H205V237H204ZM222 236H224L223 239L226 237L228 240H223V239H222ZM239 236H240V237H239ZM128 237H129V236H128ZM210 237H212V238H210ZM234 237H235V238H234ZM243 237H244V238H243ZM262 237H263V238H262ZM125 238H124V239H125ZM130 238H127V239L129 240ZM193 238H194V237H193ZM218 238H219V239H218ZM226 238H225V239H226ZM245 238H246L247 240H245ZM249 238H250V239H249ZM260 238H261V239H260ZM139 239H140V240H139ZM172 239H174L175 241L172 240ZM209 239H210V240H209ZM217 239H218V240H217ZM236 239H237V240H236ZM243 239H244L245 241H243ZM252 239H253V241H252ZM105 240H106V239H105ZM105 240H104V241H105ZM167 240H169L170 243H169ZM178 240H179V241H178ZM189 240H190V241H189ZM198 240H199V239H198ZM230 240H232V241H230ZM250 240H251V242H252L251 244H250ZM255 240H256V241H255ZM259 240H260L261 242H260ZM106 241H108V242H111V241H112L113 245H115V242H114V240L112 239V237H111V239L106 240ZM106 241H105V242H106ZM171 241L173 242V244H172ZM176 241H177V242H176ZM219 241H220V243H219ZM237 241H238V242H237ZM131 242H132V241H131ZM131 242H130V240H129V242H128L127 240H122V245H121V246H119V247H118V246H115V247H117V248L114 247V248H115V249L113 248L114 251L117 252L116 249H119L120 252H121L120 254H116V253H115V254H116L115 256H116L117 258H119V256H121L122 254H126V255H128V257H129V258H127V259H129V261H128L129 263L133 260V261L131 262L132 264H133L134 261H135V264H143V263L145 264V262H144L142 259H143V258H144V259H145V258H148V257H147L148 254H150V252L154 251L153 249H154L155 247H154L153 245H151V247H150V246H147V249H145L146 247H145V246L142 247V243H140L141 247L139 248V250H140L141 248H142V249L144 248V249H143V250H140V252H139V250H137L138 247L135 246V248H134L133 245H135V244H133V243H131ZM155 242H156V245H155ZM157 242H158V243H157ZM164 242H165V243H164ZM174 242H176V243H174ZM191 242H192V243H191ZM228 242H229L231 245H228ZM231 242H232V243H231ZM234 242H235V243H234ZM256 242H258V243L261 245V248H263V249L260 250V247H259V248L257 247V249H253V246H249V244L252 245L253 243H256ZM112 243H111V245H109V247H106L107 250H108L109 248H112V247H111V246H112ZM130 243H131V244H130ZM135 243L138 244L139 242H135ZM190 243H191V244H190ZM204 243H205V244H204ZM243 243H244V244H243ZM258 243H256V245L254 244V248H256V246L259 245ZM261 243H262V244H261ZM103 244H104V242H103ZM106 244H107V243H106ZM157 244H158V246H157ZM164 244H166V245H164ZM167 244H169V246H167ZM170 244H171V245H170ZM176 244H177V245H176ZM189 244H190L191 246H188ZM196 244H197V243H196ZM196 244H194V245H196ZM213 244H214V243H213ZM219 244H220V245H219ZM221 244H223V245L226 244V245H224V247H226V248H223V245H221ZM236 244H237V245H236ZM238 244H239V245H238ZM241 244H242V245H241ZM104 245H105V244H104ZM104 245H103V246H104ZM138 245H139V244H138ZM163 245H164V246H163ZM201 245H203V246H201ZM209 245H210V246H209ZM217 245H219V246H217ZM233 245H234V246H233ZM247 245H248V246H247ZM260 245H259V246H260ZM262 245H263V247H262ZM105 246H106V245H105ZM107 246H108V244H107ZM161 246H163V247L161 248ZM166 246H167V247H166ZM177 246H178L179 248H177ZM183 246H184V247H183ZM185 246H186V248H187L188 251L190 250V248H191L192 246L194 247L193 249H195V250H196V249H201V247H202V249H204V251L206 252V253L204 252V254H205V256H207V258H202V257H205V256H203L204 254L201 255V257H200V251H199V250H198V252H199V256L196 254L197 250H196V251L194 250L195 253H194L193 249H191L192 251L188 252V251L186 250ZM200 246H201V247H200ZM227 246H228V247L230 246L231 248H230V247L228 248ZM235 246H236V247H235ZM246 246H247V247H246ZM130 247H132V248H130ZM136 247H137V249H136ZM152 247H153V248H152ZM168 247H170V248H168ZM188 247H189V249H188ZM199 247H200V248H199ZM209 247H210L211 249H209ZM218 247H219V250H218L219 254L216 252V250H217L216 248H218ZM237 247H238V248H237ZM248 247H250V248H248ZM148 248H149V249L152 248V251H151V249H150L149 251H147ZM173 248H174V249H173ZM175 248H176V249H175ZM180 248H181L182 250H180ZM184 248H185L186 251L183 250ZM214 248H215L216 250H215ZM222 248H223V249H222ZM235 248H236V249H235ZM243 248H244V249H243ZM245 248H246V249H245ZM161 249H162V250H161ZM165 249H166V251H165ZM227 249H231V250H227ZM241 249H243V250H241ZM247 249H248L249 251H248ZM103 250L106 251V250H105V247L103 248ZM168 250H169V252H168ZM172 250H173V251H172ZM175 250L177 251V253H176ZM220 250H222V253H221ZM224 250H225V252H226V251H227V252L225 253ZM246 250H247V251H246ZM111 251H112V250H111ZM114 251H112V252L107 251L106 253H109V252H110V253H113ZM144 251H145V252H144ZM182 251H183V252H182ZM234 251H235V254L237 253V251H238V253L235 255V254H234ZM239 251H240V252H239ZM253 251H254V252H253ZM255 251H258V252H255ZM259 251H261V252H259ZM123 252H124V253H123ZM146 252H148V254H147ZM173 252H175V253L172 254ZM192 252H193L194 254H193ZM198 252H197V253H198ZM230 252H231V253H230ZM247 252H248V253H247ZM110 253H109V254H110ZM118 253H119V252H118ZM144 253L147 254V255H144L145 257H143V255H142V254H144ZM181 253H180V254H181ZM187 253H188V254H189V253H190V254L192 253V254H191V255L189 254L190 256H188ZM208 253H209V254H208ZM212 253L214 254L213 256H212ZM216 253H217V254H216ZM246 253H247V254H246ZM255 253H256V254H255ZM258 253H259V254H258ZM152 254H153V252H152ZM154 254H155V253H154ZM165 254H164V255H165ZM215 254L218 255V256L216 257ZM227 254H228V255H227ZM230 254H231V255H230ZM243 254H244V255H243ZM245 254H246V255H245ZM263 254H264V253H263ZM105 255H106L105 258H107V259H105V263H107V262L110 261V264H112L113 262H115V263H113V264H121L122 262L120 263V261L126 260V258H125V259L120 258L121 260L118 262L119 259L116 261V258L113 257V258H115L114 261H113L112 256H114V255L111 256V254H110L109 256H111L112 260H108V259H111V258L108 257V254H105ZM126 255H125V256H126ZM171 255H172V256H171ZM186 255H187V256H186ZM225 255H226V256H225ZM239 255H240L241 258H239ZM247 255H249L250 257H247ZM258 255H259V258H257ZM122 256H123V255H122ZM122 256H121V257H122ZM170 256H171V257H170ZM178 256H180V255H178ZM178 256H177V258H178ZM191 256L195 257L197 260H198V259L201 260V258H202V259H205V260L207 259V260H206L207 262H206L205 260H204L205 262L202 261V260H201V261H200V260H198V261H197V260H194L195 258L190 259ZM208 256H212V257H208ZM227 256H228L230 259H229ZM230 256H231V257H230ZM243 256H244V257H243ZM253 256H254V257H253ZM126 257H127V256H126ZM197 257H199V258H197ZM223 257H224L225 259H224ZM226 257H227V258H226ZM236 257H238V261H237V258H236ZM251 257H252V259H251ZM260 257H261V259H260ZM156 258H155V259H156ZM164 258H166V259H164ZM232 258H233V259H232ZM122 259H123V260H122ZM160 259H162L163 262H162V260H160ZM172 259H173V261H174V258H173V257H172ZM172 259H171V260H172ZM175 259H176V258H175ZM178 259H180V257H179ZM178 259H177V260H178ZM182 259L180 260L181 262L183 261ZM226 259H227V260H226ZM245 259H246L247 261H249V262H247ZM250 259H251V260H250ZM256 259H257V260H256ZM106 260H107V261H106ZM130 260H131V261H130ZM189 260H190V262H188ZM191 260H192V261H191ZM193 260L195 261V263H194ZM213 260H212V262H213ZM260 260H261V261H260ZM145 261H146V259H145ZM199 261H200L201 263H200ZM215 261H216V262H215ZM219 261H220V262H219ZM231 261H232V262H231ZM244 261H245L246 263H245ZM252 261H253V262H252ZM256 261H257V262H256ZM125 262H126V261H125ZM128 262H127L126 264H129ZM158 262H157V263H158ZM203 262H204V263H203ZM218 262H219V263H218ZM227 262H228V263H227ZM236 262H237V263H236ZM250 262H251V263H250ZM105 263H104V261H103V264H105ZM123 263H124V261H123ZM123 263H122V264H123ZM155 263H156V262H155ZM155 263L153 262V264H155ZM157 263H156V264H157ZM164 263H163V264H164ZM107 264H109V263H107ZM158 264H159V263H158ZM177 264H178V263H177ZM211 264H212V263H211Z\"/></svg>",
    "mask_w": 264,
    "mask_h": 264
}]
</instances>
